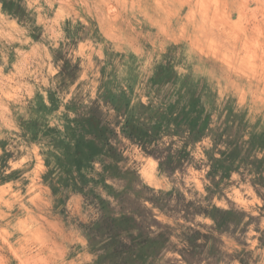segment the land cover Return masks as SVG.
I'll return each instance as SVG.
<instances>
[{"label":"rangeland","instance_id":"obj_1","mask_svg":"<svg viewBox=\"0 0 264 264\" xmlns=\"http://www.w3.org/2000/svg\"><path fill=\"white\" fill-rule=\"evenodd\" d=\"M262 61L264 0H0V264H264Z\"/></svg>","mask_w":264,"mask_h":264},{"label":"bare ground","instance_id":"obj_2","mask_svg":"<svg viewBox=\"0 0 264 264\" xmlns=\"http://www.w3.org/2000/svg\"><path fill=\"white\" fill-rule=\"evenodd\" d=\"M115 15H116V14H115ZM117 15H118V14H117ZM213 42H214V41H213ZM262 64H264L263 61H262ZM211 65H212V66L210 67V69H214V65H213V63H212ZM255 66H258L259 68H260V67H264V66L261 65V64H259V65H258V64H257V65L255 64ZM215 68L218 70L219 67L216 66ZM228 75H229V74H228Z\"/></svg>","mask_w":264,"mask_h":264}]
</instances>
